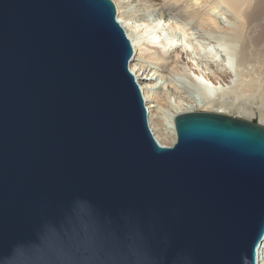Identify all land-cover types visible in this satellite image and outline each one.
<instances>
[{"label": "water", "instance_id": "obj_1", "mask_svg": "<svg viewBox=\"0 0 264 264\" xmlns=\"http://www.w3.org/2000/svg\"><path fill=\"white\" fill-rule=\"evenodd\" d=\"M112 0H0V264H257L264 124L149 126Z\"/></svg>", "mask_w": 264, "mask_h": 264}, {"label": "bare ground", "instance_id": "obj_2", "mask_svg": "<svg viewBox=\"0 0 264 264\" xmlns=\"http://www.w3.org/2000/svg\"><path fill=\"white\" fill-rule=\"evenodd\" d=\"M115 1L117 19L134 49L129 67L143 94L150 129L161 145L172 146L176 143V116L194 109L238 111L248 119L264 124V0ZM132 2L152 6L149 12H140L134 20L144 21L146 30L143 34H140L136 22H131L133 19L127 5ZM220 6L229 11L231 28L227 26L224 29L214 17L215 9ZM178 17L209 33V42L214 43L215 35L221 33L233 46L235 69L213 77L224 84L213 86L198 78L180 55L174 41L166 48V39L156 44L147 40L151 37L150 29L156 28L163 19ZM158 79L164 82L159 83ZM193 92L199 96H193ZM163 114H166V118ZM167 139L169 142H164ZM257 264H264V238L258 247Z\"/></svg>", "mask_w": 264, "mask_h": 264}, {"label": "rangeland", "instance_id": "obj_3", "mask_svg": "<svg viewBox=\"0 0 264 264\" xmlns=\"http://www.w3.org/2000/svg\"><path fill=\"white\" fill-rule=\"evenodd\" d=\"M112 1L116 6V1ZM129 5H127V9H129L130 17L133 19L131 22L137 19L140 12L146 13L152 9V6H150V4L148 3L142 4V2H132L129 3ZM214 17L224 29H227V26L230 27L232 25V19L229 16V11L223 6H220L217 10L215 9ZM143 22L144 21L136 22L138 29L140 30V34H143V32L146 30ZM161 22L159 23V25H157V27L155 26L156 28L150 29L149 35L151 37L147 40L151 41L153 44H156L157 42H161L162 40L164 41V39H166V48H169L171 42L174 41L175 47L179 50L180 55H183L187 63H189V65L191 66L192 72L197 75L198 78L201 77L209 85L212 84L213 86H220L224 84L220 83L217 78L214 79L213 77H217L218 73H225L228 71L230 72V70H232L233 68L235 69L236 56L233 46L229 44L227 39H225L226 37L224 38L223 34H216L215 38H213V40L215 39L216 41L214 40L215 42L213 43L209 42L211 41V36L209 33L203 32L202 30L196 28L194 24L192 25L183 17H178L166 21L165 19H163ZM216 52H219V54L217 53L216 55ZM158 80L159 83L164 82L163 79ZM192 95L197 97L199 96L195 92H193ZM199 110L219 112L235 117L248 119L246 115L238 111L226 112L225 110L216 109H194V111ZM165 116L166 114H163L164 118H166ZM164 142H169V140L167 139V141Z\"/></svg>", "mask_w": 264, "mask_h": 264}]
</instances>
